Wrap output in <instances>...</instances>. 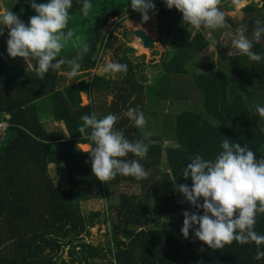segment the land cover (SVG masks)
<instances>
[{
  "label": "trees",
  "instance_id": "1",
  "mask_svg": "<svg viewBox=\"0 0 264 264\" xmlns=\"http://www.w3.org/2000/svg\"><path fill=\"white\" fill-rule=\"evenodd\" d=\"M230 1L221 0L219 7L234 12L236 5ZM90 2L101 6V21L87 29L89 52L79 61L81 68L71 85L64 86L62 82L66 65L56 71L49 70L40 80L35 71L0 60V119L8 123L9 133L0 144V264H98L97 260L102 264L104 261H108L106 264H264V259L255 258L254 242L241 245L234 241L213 250L194 237V229L185 239L181 234L183 224L161 223L162 218L184 211L203 214L202 209L197 211L178 201L180 194L175 186L191 187V179L182 177L184 167L197 155L213 160L222 151L223 138L247 146L257 160L264 159V118L255 110L256 105L264 106V59L255 62L244 55L231 58L233 65L238 61L241 70L234 72L245 75L248 83L245 86L235 83L232 76L222 71L189 73L186 66L205 52L210 43L200 31L187 38L191 26L168 9L164 0H153L157 41L165 54L157 65L158 73L148 83L147 75L142 72L144 66L135 64L128 56L135 53L133 49L114 47L115 42L108 35L100 37L108 7L121 15L120 25L125 16L141 19L131 9V0ZM30 3L31 0H14L10 4L11 11L25 25L35 14ZM81 8L82 0H72L70 15L81 12ZM241 11L244 17L240 22L232 23L228 19L226 22L233 29L247 25L246 35L251 39L255 21L264 22V7L260 9L253 3ZM2 39L7 41V29L0 36V44ZM261 39L259 43L253 41V51L264 57V35ZM98 43L105 50H113L115 62L127 65V72L121 73L119 81L94 75L97 61L90 51ZM166 51L172 52L168 56ZM119 52L123 53L119 55ZM60 58L62 53L58 54L57 59ZM178 76L186 77L191 93L198 95L200 110L179 108L177 112L162 114L170 102L177 100L164 85L166 81L172 84L170 78ZM98 91L112 97L103 114L95 111L92 104V95ZM81 92L89 99L86 105H82ZM170 95L174 98L167 101ZM145 107L149 119L156 123V137L151 134L145 141L149 144L145 157L129 154L124 159H139L147 177L137 180L118 174L112 180L100 182L92 174L87 154L93 145L78 132L83 123L81 117L93 112L98 118L115 114L120 119L114 127L122 130L130 141H136L144 137L142 128L124 114L129 108L144 113ZM43 115L51 122L63 123L67 132L57 126L48 128ZM163 139L167 141L165 146ZM80 145H88L89 151H80ZM51 166L65 173L68 188L56 185L60 182L51 174ZM123 184L141 187L144 192L118 194L116 203L108 204L109 188ZM92 187L99 190L96 196H92ZM98 199L104 200L106 213L85 214L82 203ZM100 222L108 227L107 242L104 246H94L85 240L91 236L90 229ZM255 231L264 235V214L257 215ZM259 249L264 251V245Z\"/></svg>",
  "mask_w": 264,
  "mask_h": 264
},
{
  "label": "clouds",
  "instance_id": "2",
  "mask_svg": "<svg viewBox=\"0 0 264 264\" xmlns=\"http://www.w3.org/2000/svg\"><path fill=\"white\" fill-rule=\"evenodd\" d=\"M232 2L237 7H242L239 10L250 6H246V0ZM164 3L168 9L175 8L181 13L183 22L196 31L207 29L211 35V31L230 27L226 23V13L219 7L221 0H164ZM29 6L35 14L29 17L27 25L11 9L0 11V36L7 29L8 56L22 59L40 80L44 79L49 70H59L65 64L71 69L66 73L68 78L75 77L81 68L79 61L89 52V45L84 44L82 52L73 59H57L64 44L74 35L71 29L65 31L69 23L72 0H47L40 4L31 0ZM92 7L90 0H82V15L87 17ZM130 7L140 14L141 23L150 19V12L155 14L153 0H131ZM128 24L133 32L142 30L141 25L133 27L129 21ZM247 32L248 27L245 24L235 29L230 41L231 50L227 55H244L251 61L260 62L264 57L253 51V41H261L264 22L259 19L255 21L251 39L246 35ZM194 36L195 32L191 37ZM216 43L213 40V45ZM102 49L106 51L104 45ZM33 60L36 61L35 66ZM102 71L126 73L127 65L108 62ZM255 110L264 118V106L256 105ZM124 115L138 128L147 125V118L137 108H129ZM119 119L120 117L111 113L98 118V114L93 112L81 117L83 123L78 128V132L93 145L87 154L92 174L102 183L114 179L118 174L132 176L137 180L147 176L139 159L124 158L129 154L137 158L145 157L149 148L145 141L151 133H145L142 139L130 141L122 130L114 127ZM0 123L7 126L1 135V142L6 137L8 123L4 119H0ZM221 148L222 151L213 160H205L197 155L187 163L182 177L185 180L191 179V187L187 184L175 186L176 191L189 205L197 211H203L202 215L189 211L182 213L181 234L187 239L190 231L194 229V237L213 250L231 245L234 241L241 245L254 242L257 246L255 258L264 259V251L259 249V246L264 245V235L255 231L257 215L264 214V159L257 160L255 153L247 146H241L228 138H223ZM200 200L203 201L202 204L199 203ZM162 221L167 223V218Z\"/></svg>",
  "mask_w": 264,
  "mask_h": 264
},
{
  "label": "rangeland",
  "instance_id": "3",
  "mask_svg": "<svg viewBox=\"0 0 264 264\" xmlns=\"http://www.w3.org/2000/svg\"><path fill=\"white\" fill-rule=\"evenodd\" d=\"M13 2H14V0H0V11H4L6 9L9 10L10 4H12ZM246 2L249 3L250 5L255 3V2H251L250 0H246ZM230 4H233L232 0L230 1ZM240 8H242V7L235 6L234 12L229 13V12L225 11V7H220V9L226 13V21L228 19L232 23H238L244 17L243 12L241 10H239ZM100 9H101V6L98 5L96 2L93 5V7L90 10V13L87 17L83 16L81 12H77L75 14L70 15L69 23H68L65 31H67L68 29H71L73 31L74 35L70 40H68L64 44V46L60 52V53H62L64 59H66V60L67 59H73L76 57V55L78 53H80V51L82 50V46L84 44H86V38L88 36L87 29L90 26H93L96 23H98L99 21H101V18H100L101 10ZM114 10L115 9L108 7V9L105 12V16H106V14L111 13ZM172 10L174 12H176L177 14H179L180 16H182V14L179 13L175 8H173ZM150 15H151V12L149 13V17H150L149 20L152 21V16H150ZM123 18L125 20L123 25H120V23H119L121 20V15H119V13L116 17L110 18V20L107 21L104 24V26L102 27V29L100 31V37L108 35L110 41L115 42L114 47L121 46V47H129V48L133 49L135 51V53L128 54V56H130V58L132 60H135V64H142L144 66L142 72L144 75H147L148 83H151L152 76L155 73H158L157 65L161 61V59L163 58V55L165 54V49L163 51V49L159 48V46H158L160 43L157 41L158 36H156L155 29H154L152 22L149 23L148 25L144 26L143 23H141V19L139 20L138 18H129L128 16H125ZM128 21L131 22L133 27H135L136 25H141V28L146 30V33H148L150 35V37H152L155 44L153 47H151L150 50L143 48V46H141V45L140 46L142 47V51L140 52L137 50L136 47H137V42L139 40H137L134 37V35H133L134 30L130 27V25L128 24ZM191 29L196 31L193 28H191ZM217 31H219V34L220 35L222 34V35H221V39L219 38L220 42L216 43L214 46L215 47L214 55L216 56L217 62L213 61L211 64H213L214 66L219 65V70H217V71H222L225 74L232 76L235 83L237 82L238 84H241L242 86L247 85L248 83L246 82L245 75L244 74L241 75L240 73L234 72V71H240L241 70V67L238 64V61L236 60L235 65H233L231 58L227 55V53L231 50L230 41L233 38V35L235 33V29L232 28V24H231V27L219 29ZM191 34L192 33H189V35H191ZM208 36H211V35H208ZM261 41H262V39H261ZM1 43L3 45L0 44V60H5L11 66L22 67L28 71H30L32 69V68H27L26 63L22 59L10 58L7 54L6 41H4V39H2ZM223 50H225V51H223ZM166 52H167V55L169 56L172 51H166ZM121 53H123V52H119V55ZM92 55L94 56V58L97 61V68L94 71L95 75L102 76L106 80H109L111 82L112 81L116 82V81L120 80L121 73H104L102 71V68L106 63L116 61L115 57L113 55L112 49L104 51L102 49L101 43H98L96 45V47H94V51H93ZM234 56H240V55H234ZM199 58H200V56L196 57L193 61H191L190 64H188L186 66L189 73L194 74V73L205 72L204 67L201 68L202 65L198 63L201 60ZM34 63H35V60H33V65H34ZM196 64H198V66H196ZM65 65H66V67L63 70V74L65 76H61L64 86L71 85L76 80V77L78 76V74H77L75 77L69 79L68 76L66 75V73L68 71H70L71 69H70L69 65H67V64H65ZM233 66H235V67H233ZM233 68H235V69H233ZM191 74H188V75H191ZM172 78H174V77H172ZM172 78H170L171 82H172ZM85 81H87V79H85ZM175 83H176V81L173 80V85H175ZM75 84H77V82ZM178 90L182 91L181 94H179L178 92H174V93H172V95L174 94L175 97L178 98L179 101H175V103H178L179 105L171 104L169 107L166 106V108H171L172 110L174 107H176V108L173 111L166 109L164 114L171 113V112L172 113L177 112L176 110H178L179 108H182V110H185V109L200 110V103L197 102L198 101L197 96H195L193 94L187 96V94H186L187 92H185L186 96H184L183 95V85L181 87H179ZM175 91H177V89H175ZM172 95H170V97H168L169 100L167 99V101H170L171 99L174 98ZM81 98H82V105L88 104L89 99L87 98V96L85 94H82ZM111 99H112V97L109 94H105V93L100 92V91L94 92L92 95V104L94 106L95 111L101 112L102 114L106 113L108 110V105H109ZM166 102H164V104ZM140 106H141V104L139 103L138 107H140ZM146 107H145V109H146ZM144 115L147 118V125L141 129L142 133L143 134H145V133L155 134V137H156L157 129L156 130L154 129L156 123L154 122V120L149 119L150 114H149V112H147V109L144 112ZM46 118H47V115L42 116L43 120H45ZM48 119H50V118H48ZM48 119H47L46 125L48 128H51L48 122L53 123V124L55 122H51ZM54 125H57V127L63 129L65 132H67L66 127L63 123H57ZM5 134H6V137H9L8 132H6ZM4 139L0 142V144H2ZM162 144L164 146L166 145L164 143V141ZM79 150L82 152H88L89 151V149H86V150L82 149L81 146H80ZM50 168H51V174L57 179V181L60 182L59 184H57L55 182L56 185L61 189L68 188V185L66 184L65 173L63 175L59 169H55V168H53V166H51ZM158 169H161V171L164 170L161 167H158ZM62 171L64 172V170H62ZM157 176H158V174H156L154 177H157ZM158 179H159V177L156 179V181H158ZM98 192H99V190H97V189L95 191L92 190V196H96L98 194ZM143 192H144V190L141 189V187H136V186H133L130 184H128V185L123 184V185H119V187H116V188H109V190L106 193L107 203L108 204H115L117 201V195L118 194L142 195ZM178 201L187 203L181 194H180V197H178ZM82 210L85 214H88L90 212H95V211H100V212L106 213L105 202H104V200H99V199L98 200H91L89 202H83L82 203ZM196 214L201 215L200 213H196ZM164 218H167V223H165L164 221H161L162 224H183V215L182 214L172 215V216H168V217H164ZM151 225H154L153 222L151 223ZM107 231H108V227L106 225L102 224V222L95 224V226L90 229V234H91L90 238L86 239L85 241L87 243L94 245V246H98V245L104 246L107 242V237H106ZM107 262L108 261H104L103 263L106 264ZM97 263L102 264L101 262H98V260H97Z\"/></svg>",
  "mask_w": 264,
  "mask_h": 264
},
{
  "label": "crops",
  "instance_id": "4",
  "mask_svg": "<svg viewBox=\"0 0 264 264\" xmlns=\"http://www.w3.org/2000/svg\"><path fill=\"white\" fill-rule=\"evenodd\" d=\"M150 16H152V21H150V23L152 22L153 23V26H154V29H155V33H156V36H158V31L156 30V18H155V16H154V14L153 13H151V15ZM227 23V22H226ZM230 27H231V25L229 24V23H227ZM192 27H190L189 28V30H188V32H187V34H186V36H187V38H189L191 35H189V33H193V31L194 30H192L191 29ZM209 31L210 30H207V29H204V30H200V32H203L204 33V35L206 36V38L208 39V41H209V43H210V45H209V48L205 51V52H203L202 54H200L199 56H200V58L199 59H201L200 60V62H198L199 64H201L202 66H201V68H203L204 67V69H205V72H217V70H219V65H217V66H214L213 64H211L213 61H216L217 62V60H216V56L214 55V52H215V45H213V40H215L217 43H219L220 42V39H221V35L219 34V31H217V30H214V31H211V36H208L209 35ZM194 32H197V31H194ZM148 34V33H147ZM149 35V34H148ZM150 36V35H149ZM151 39H152V37H150ZM220 38V39H219ZM152 41H153V39H152ZM154 42V41H153ZM158 43V42H157ZM155 44V43H154ZM159 46V48H161V49H163L162 48V46H161V44H159L158 45ZM163 51H164V49H163ZM223 51H225V50H223ZM230 58H232L233 56H229ZM234 57H236V56H234ZM213 65V66H212ZM196 66H198V64H196ZM216 68V69H215ZM173 80H175L176 81V83H175V85H173V83L172 84H170L168 81H166V85H164V87L167 89V92H178L179 94H181V92L182 91H180V90H178V88L179 87H181L182 85H183V95L184 96H186L185 95V92H187L186 94H187V96L188 95H191V94H193V95H195V96H198L196 93H191V89H190V87H189V84H188V82H187V79H186V77H180V76H178V77H174V78H172ZM173 85V86H172ZM175 89H177V91H175ZM173 96H175L174 94H173ZM176 101H179L178 100V98H177V100ZM198 102V101H197ZM171 104H178V103H174L173 101L172 102H170L169 104H168V107L171 105ZM166 109H168V108H166L165 107V109H164V112H165V110ZM175 109V107L173 108V110ZM169 110H170V108H169ZM164 112H162V114H164ZM163 116V115H162ZM162 116H160V119L162 118ZM48 119V118H47ZM50 120V119H49ZM153 120V119H152ZM49 123V125H50V127H53V126H57V125H54V124H57V123H50V122H48ZM163 141H164V143L165 142H167V141H165L164 139H163ZM82 147H88L87 145H81V148ZM79 148H80V146H79ZM88 149H90L89 147H88ZM92 190H94L95 191V188L94 187H92V189H91V192H92Z\"/></svg>",
  "mask_w": 264,
  "mask_h": 264
},
{
  "label": "water",
  "instance_id": "5",
  "mask_svg": "<svg viewBox=\"0 0 264 264\" xmlns=\"http://www.w3.org/2000/svg\"><path fill=\"white\" fill-rule=\"evenodd\" d=\"M117 15H118L117 10H114L111 13L106 14L104 22H107L109 20V18H114ZM148 24H149V21L143 23V25H148ZM133 35L141 41V45L143 46V48L150 50L151 47L154 46V42L152 41L150 36L146 33V30H144L143 28L141 31L133 32ZM93 51H94V46L91 47L90 56L93 54ZM8 118H9V116H8ZM95 190H96V188H95Z\"/></svg>",
  "mask_w": 264,
  "mask_h": 264
},
{
  "label": "built area",
  "instance_id": "6",
  "mask_svg": "<svg viewBox=\"0 0 264 264\" xmlns=\"http://www.w3.org/2000/svg\"><path fill=\"white\" fill-rule=\"evenodd\" d=\"M251 2H255V4L258 6V8L262 9L264 7V0H250ZM246 3V6L247 5H250L249 3L245 2ZM244 6V7H246ZM6 124L5 123H0V138H1V135L3 134V132L5 131L6 129Z\"/></svg>",
  "mask_w": 264,
  "mask_h": 264
},
{
  "label": "bare ground",
  "instance_id": "7",
  "mask_svg": "<svg viewBox=\"0 0 264 264\" xmlns=\"http://www.w3.org/2000/svg\"><path fill=\"white\" fill-rule=\"evenodd\" d=\"M139 43H140V42L138 41V42H137V47H136V48H137L138 51L141 52V51H142V47L140 46L141 44H139Z\"/></svg>",
  "mask_w": 264,
  "mask_h": 264
}]
</instances>
